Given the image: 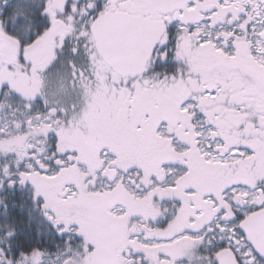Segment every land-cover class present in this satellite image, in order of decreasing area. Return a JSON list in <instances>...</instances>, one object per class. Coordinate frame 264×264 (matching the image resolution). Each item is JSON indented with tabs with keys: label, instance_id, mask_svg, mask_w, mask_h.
I'll return each instance as SVG.
<instances>
[{
	"label": "snow or ice",
	"instance_id": "snow-or-ice-1",
	"mask_svg": "<svg viewBox=\"0 0 264 264\" xmlns=\"http://www.w3.org/2000/svg\"><path fill=\"white\" fill-rule=\"evenodd\" d=\"M0 264H264V0H0Z\"/></svg>",
	"mask_w": 264,
	"mask_h": 264
}]
</instances>
